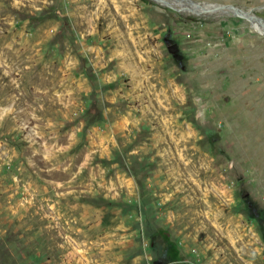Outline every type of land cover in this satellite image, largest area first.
<instances>
[{
    "label": "rangeland",
    "instance_id": "374dc122",
    "mask_svg": "<svg viewBox=\"0 0 264 264\" xmlns=\"http://www.w3.org/2000/svg\"><path fill=\"white\" fill-rule=\"evenodd\" d=\"M0 264H264V31L0 0Z\"/></svg>",
    "mask_w": 264,
    "mask_h": 264
},
{
    "label": "water",
    "instance_id": "95a60500",
    "mask_svg": "<svg viewBox=\"0 0 264 264\" xmlns=\"http://www.w3.org/2000/svg\"><path fill=\"white\" fill-rule=\"evenodd\" d=\"M161 4H164L166 6H170L171 8L175 10H183V5L189 6V9L186 11L192 12L193 10H197V6L200 5V3L194 2L192 4H187L186 0H155ZM214 4V3H213ZM216 6L218 8H222L224 10V14L227 16H236L243 18L247 20L248 22H254L257 25L264 27V18L259 17L250 11L242 10L240 8L234 7L230 4H218L216 3Z\"/></svg>",
    "mask_w": 264,
    "mask_h": 264
},
{
    "label": "bare ground",
    "instance_id": "6f19581e",
    "mask_svg": "<svg viewBox=\"0 0 264 264\" xmlns=\"http://www.w3.org/2000/svg\"><path fill=\"white\" fill-rule=\"evenodd\" d=\"M188 1V2H187ZM187 4H192L194 2H192L191 0H186ZM183 10H188L189 6L187 5H183ZM197 10H193L195 12H201V11H206V12H210V13H224V10L222 8H218V6H216V3H203L197 6ZM261 30L264 31V27H261L259 25H257Z\"/></svg>",
    "mask_w": 264,
    "mask_h": 264
}]
</instances>
